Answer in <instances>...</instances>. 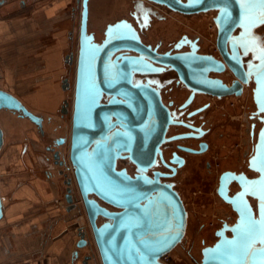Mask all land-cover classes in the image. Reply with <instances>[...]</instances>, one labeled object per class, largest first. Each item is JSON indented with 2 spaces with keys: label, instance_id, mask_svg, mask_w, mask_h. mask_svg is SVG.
<instances>
[{
  "label": "water",
  "instance_id": "1",
  "mask_svg": "<svg viewBox=\"0 0 264 264\" xmlns=\"http://www.w3.org/2000/svg\"><path fill=\"white\" fill-rule=\"evenodd\" d=\"M147 1L166 4L184 14L216 10L214 21L218 28L217 45L228 66L236 73L238 81L226 86L218 80L213 84L212 92L218 97L227 94L241 95L243 84L249 82L246 75H251L254 82L253 99L257 111L264 114L260 106L264 99L261 92L264 88V60L261 59V51L245 71L241 64L236 66L231 62L227 50L228 40L234 50H237L233 34L237 27L241 29L239 37L250 36L255 26L263 24L252 23V19L259 14L258 6L249 11L245 0ZM3 2L4 0H0V4ZM80 2L78 80L70 161L100 260L102 264H167L161 257L182 242L187 229L188 210L172 184L153 179L146 173L165 137L169 113L160 95L152 87L133 82V70H138V62L145 70H151L154 60L165 64L171 61L176 68L181 69L183 66L193 76L200 78V72L223 71L224 64L195 53L185 54L187 56L165 54L162 55V60L157 59L149 51L150 47L142 42L134 26L125 20L109 24L106 39L98 43L88 31L89 0ZM201 5L203 7H197ZM123 49L138 51L141 56L124 58L127 72L122 69L124 81L120 87L118 82L115 85L110 81L108 65L110 57ZM118 64L120 67L124 66L123 62ZM104 93L113 95L107 103L102 102ZM1 108L20 111L42 125L40 116L28 109L17 96L4 89H0ZM261 119L263 125L254 154L250 158V167L258 171L259 176L248 178L245 174L234 172L222 176L220 194L233 204L239 216L233 225L218 234L219 238L213 245L203 248V256L198 264H260L262 254L256 250L264 248V244L259 242L260 222L264 220L259 191L260 181L264 179V172L261 171L264 168V116ZM116 125L121 128L111 131ZM3 145L4 131L0 126V152ZM123 151L129 152L126 156L141 166V173L132 176L126 169H117V158ZM234 179L240 182L242 191L236 197H228V185ZM253 188L256 190L255 194H252ZM245 192L249 194L244 195ZM248 195L257 200V214ZM65 198L69 203L68 210L76 206L70 193H66ZM100 201L117 209L110 210ZM245 208L247 211L242 212ZM99 216L105 218L102 224L97 222ZM252 221L256 223L253 224ZM227 229L231 231V235L226 233ZM81 237L84 234L81 233ZM78 245L81 246L82 243L79 242Z\"/></svg>",
  "mask_w": 264,
  "mask_h": 264
},
{
  "label": "flooded vegetation",
  "instance_id": "2",
  "mask_svg": "<svg viewBox=\"0 0 264 264\" xmlns=\"http://www.w3.org/2000/svg\"><path fill=\"white\" fill-rule=\"evenodd\" d=\"M92 0H89V3ZM187 1V0H182ZM27 2L26 0H20L18 2L4 0L0 4V16L4 17H15L16 10L26 9ZM198 8L203 7L197 6ZM167 10L182 13L178 10L171 8L166 4L161 3H152L147 0H134L132 8L129 9L127 15H122L114 20H108L100 25L99 29L93 27L92 13L89 15V31L94 35V41L102 43L107 36V28L109 24H114L118 20H125L127 23H131L132 26L138 31L142 42L149 46V51L154 54L157 59L164 58L162 55H183L188 53H195L199 56H209L212 59L222 62L224 64L223 71L210 70L206 73L200 72L202 75L200 78L192 75L191 72L187 71L185 68L178 69L174 66V63L169 61L168 64H165L160 61H152L151 70H145V67L140 65L138 62L136 68L138 70H133V82L136 84H148L160 95L161 101L164 107L169 113L168 125L163 141L160 143L158 150L155 152L154 158L150 161V166L147 168L146 173L149 177L153 179H159L161 182L170 183L173 187L178 190L181 197L184 200L183 193L180 188L181 175L190 168H203L205 163L206 167L212 166V161L208 157L212 151L216 140L221 138L222 132L216 126V116L213 113V102L216 100L217 95L213 94V84L221 81L222 84L226 86H231L238 81L236 73L228 66L223 53L219 49L218 51H207L204 49V46L207 44L203 40V34L196 33L192 34L188 31H182L177 34V32L170 38L166 39L164 37H158L156 40H150L147 38V33L150 28L154 25L156 21L165 20L169 22L168 16L166 14ZM90 11V6H89ZM213 12L212 21L214 23V30L216 33V44H217V34L218 28L214 21L215 16L217 15L216 10H207L200 11L195 13H204V12ZM191 13V14H195ZM79 29V28H78ZM77 29L73 32V49L67 54L66 61L70 63L69 76L64 80L63 87L66 88L64 91L58 93V97L66 96L64 103L61 105L59 113H50L44 112L28 106V104L17 94L12 92L10 89L1 86L0 89L7 90L17 96L28 109L34 112L36 115L42 118V125H38L35 121L31 120L28 116H24L22 112L15 111L13 109L1 108L0 109V126L4 131V145L6 140V134L10 128L15 127L20 124L21 121L28 120L37 127V131L40 132L41 136L45 140V152L48 153L47 159V168L45 169V174L47 179L50 178L51 183L59 184L62 187L63 192L70 193L73 197V202L76 207L78 202L76 198L78 197L76 189L80 193L77 181L72 177L70 173V168L72 166L70 161V151H71V133H72V121H73V112H74V102L76 95V85L78 80V58H79V38H77L76 33ZM240 27H237L234 30V40L237 42V50H234L231 42H227L228 54L231 56V62L245 69H248V65L255 61V55L264 49V23L255 26L252 30V37L259 38L256 41L257 46H253L249 42V36L241 35L240 37ZM235 45V44H234ZM119 54L121 56H119ZM194 57V54H192ZM191 55V56H192ZM140 57L141 53L135 50L123 49L114 53L110 57L109 63V72L111 73L110 81L117 85V82L120 84V87L123 86V70L127 67L124 64L125 57ZM26 52L25 50L16 51V48H10L9 60L11 61L10 71L6 69L5 75L13 73L16 69L15 61L16 59H25ZM123 62L124 66L120 67L118 63ZM171 62V63H170ZM121 69V70H120ZM141 69V70H139ZM144 69V71H142ZM230 70L232 74L227 71ZM248 79V84H243L244 95L249 93L251 96V101L246 112V130L248 134L247 148L246 153L243 158V165L239 167H223L221 169H216V187L215 192L220 200V204L225 207V204H228L232 210V213H225L220 216L219 225L215 226L213 233L214 239L211 242H207V238L203 237L201 239V255L200 257L194 256V264H198L203 256V248L213 245L219 238V233L226 227L233 225L239 216L238 211L233 207V204L228 201L223 195L220 194L221 179L222 176L228 172H234L236 174H245L248 178H255L259 176V172L250 167V158L254 154L255 145L258 140L259 132L263 125L262 116L263 113L257 111L253 99V88L254 82L252 80L253 76L246 75ZM114 78V80H113ZM127 82V77H125ZM249 87L250 91H245V86ZM113 86V84H112ZM114 87V86H113ZM127 87V83H126ZM111 95L104 93L102 97V102L107 103L111 98ZM39 101L47 100L48 93L44 91L38 94ZM122 99L121 97H119ZM221 98V97H219ZM229 99V98H228ZM123 100V99H122ZM29 101L31 99L29 98ZM115 119V117H114ZM66 123V130L63 133H59ZM69 127V128H68ZM119 125H116L111 131L115 129H120ZM2 147V149H3ZM1 149V150H2ZM129 152L123 151L120 156L117 158V169H126L128 173L132 176L135 174L141 173L140 167L138 164L131 161L130 157L126 156ZM232 155V153H231ZM230 155L224 157L228 159ZM73 169V168H72ZM211 171V170H210ZM213 176L211 173L207 175L205 185L210 186L212 184ZM242 191V186L239 181L232 180L228 185V192L226 196L236 197ZM81 198V194H80ZM248 199L255 209L257 214V200L248 195ZM102 205L107 207L110 210L117 209L111 204L100 201ZM185 203V200H184ZM186 205V203H185ZM81 206V205H79ZM187 208V206H186ZM188 210V223L186 229V236L189 227L190 220V210ZM85 212V211H84ZM86 213V212H85ZM84 214V213H83ZM83 215L79 221V236L76 242L75 255L78 258V255L81 253V250H92L89 252V255L86 258L91 257L90 260H95L98 264V249L93 236V232L89 223L88 218ZM105 221V218L99 216L97 222L102 224ZM81 233L84 234V237H81ZM228 235H231L229 229L226 230ZM84 241V243H83ZM82 243L81 246L78 243ZM83 253V252H82ZM88 261L91 263V261Z\"/></svg>",
  "mask_w": 264,
  "mask_h": 264
},
{
  "label": "rangeland",
  "instance_id": "3",
  "mask_svg": "<svg viewBox=\"0 0 264 264\" xmlns=\"http://www.w3.org/2000/svg\"><path fill=\"white\" fill-rule=\"evenodd\" d=\"M28 1L30 6L29 8L33 7V9H37L52 5L57 0ZM62 1L66 5L64 9L66 23L64 26V32H62L63 38L65 39V44L59 47L52 46L54 43L53 39L43 36L40 39H37L36 45L33 46L35 53L32 57V66L34 73L36 74L34 78V84L39 85V90H36V87H33V89H25L23 86L24 84L22 83L21 85V82H23L21 78H16V81L13 78L6 79V69L10 71L11 61L9 60L4 64H2L3 62L0 61V63L3 65L2 66L0 64V85L6 88H14L21 95H24V97L30 98L32 104L37 105L38 110L47 113H59L60 107L64 103L67 95L62 97L53 95V98H48V100L40 99L39 101L38 92L42 90L46 91V87L49 84L53 86V90L64 91L66 89L63 87V82L70 74V63L66 61V56L73 49L72 36L74 30L78 28V16L81 11L80 0H61L59 3ZM133 1L134 0L90 1L92 13L91 16L94 22L93 27L99 29L100 25H102L104 22L108 20H114L122 15H127L129 9L133 6ZM28 13V10H16V14L18 16H24ZM212 13L213 12L209 11L198 14H182L167 10L166 14L168 16L169 22L165 20L156 21L146 36L150 40H156L158 37H164L168 40L176 32L177 34L182 31H188L192 34L200 33L204 35L203 40L205 43H207L204 46V49L207 51H218L216 42L213 43L212 40L214 39L211 31V26L214 25L211 18ZM0 50L3 51L2 47H0ZM55 52L58 54L57 60L54 56ZM63 63L66 66L65 70L62 73H59L61 71H59L60 69L58 70L57 68H60V65ZM21 68L22 70L25 69L23 66ZM249 91L251 93L250 88ZM238 96L240 95L227 94L221 98L215 97L216 100L212 104L213 113L217 115L215 119L217 124L216 126H218L219 130H221L222 135L221 138L216 140V144L208 155L212 161V166L210 169L209 167H206L204 163L203 168H190L186 170L180 177L181 181L179 185L183 193L186 206L190 210L191 216L189 220L187 236H185L183 241L179 243L178 246L173 251L169 252L165 257L169 264H194V256L200 257L201 255V245L203 244L201 243V239L206 237L207 242H211L214 239L213 230L215 226L219 225L220 223V216L224 215L225 213H232V210L228 204H225V207L220 204V200L215 192L214 187H216V169H221L223 167H239L243 165V158L246 153L248 140L245 117L251 101V96L249 93H245V96L235 98ZM62 123H64V127L59 131V133L65 132L67 128L66 123ZM32 142L33 145L39 144L41 147L40 151L34 147L33 152H39L40 156L43 157L42 159L46 158V156H44L42 153V150H45L46 142L39 131H37V138L32 140ZM11 144L9 143L8 145L6 142L5 146L8 147ZM228 155H230V157L225 159L224 157ZM72 168L73 166H71L69 170L72 177H74V171ZM209 173L212 174L213 180L212 184L207 186L205 185V182ZM43 177L44 179L47 178L45 172L43 173ZM76 192L78 195L76 198V201L78 202L77 207L75 206L70 210L67 209L69 203L65 198V193L63 190L61 197L57 200V204L64 208L68 213V215L65 217L67 226L75 234L77 232V236H79V221L83 215H85L87 218L88 216L85 213V206L82 202V199L80 198L78 188L76 189ZM89 252H92V250L86 249L83 251V253H81L80 260L82 264H97L95 260H90L91 257L86 258V256L89 255ZM98 257V264H102L99 253ZM89 260L91 263L88 262Z\"/></svg>",
  "mask_w": 264,
  "mask_h": 264
},
{
  "label": "crops",
  "instance_id": "4",
  "mask_svg": "<svg viewBox=\"0 0 264 264\" xmlns=\"http://www.w3.org/2000/svg\"><path fill=\"white\" fill-rule=\"evenodd\" d=\"M59 1L61 0L33 9L29 8V1L26 0L27 7L24 10L29 11L27 15L8 18L0 16L2 64L9 61L10 48L15 46L17 52H26L25 59H16V69L9 73L6 79L13 78L16 81V78H21V85L23 83L25 89L36 87L37 90L39 86L34 84L36 74L32 66L35 53L33 46L36 45L37 39L50 37L54 41L52 46L56 47L65 44L62 32L66 23V5ZM79 19L80 13L78 26ZM78 31L76 36L79 38ZM54 56L57 60V52ZM22 66L25 69L22 70ZM65 67L64 63L61 64L60 68H57L61 71L59 73H62ZM52 87L50 84L46 87L49 98L60 93V90H53ZM8 89L19 95L29 107L36 108L29 98L14 88ZM42 92L44 90L38 93ZM35 138L36 127L29 121H21L9 129L5 143L12 144L4 146L0 152V264H82L80 256L84 250L80 251L78 258L74 253L78 240L77 232L75 234L67 226L65 217L68 213L57 204L62 195V188L58 183H51L50 178L44 179L47 161L46 158L42 159L39 152H33L34 147L41 150L39 144L33 145L32 140ZM44 152L42 150L43 155L47 157L48 153Z\"/></svg>",
  "mask_w": 264,
  "mask_h": 264
},
{
  "label": "snow or ice",
  "instance_id": "5",
  "mask_svg": "<svg viewBox=\"0 0 264 264\" xmlns=\"http://www.w3.org/2000/svg\"><path fill=\"white\" fill-rule=\"evenodd\" d=\"M245 4H246V8L250 11L254 8H256L257 6L259 7L260 11L259 14L256 18L252 19V23L253 25L255 24H259V23H264V0H245ZM259 38L257 37H252L251 35L249 36V42L253 45V46H257L256 45V41ZM262 56L261 59L264 60V49H260ZM259 83V81H258ZM262 95H264V88L261 89ZM260 106L262 108V110H264V99L261 100L260 102ZM261 171L264 172V168H261ZM255 184V182H253ZM260 199L262 201V208H264V179H262L260 181ZM255 188L252 189V194H255ZM249 194L248 192H245L244 195ZM243 211H247V209H243ZM253 224H255V221H252ZM260 230H259V242L264 244V220H262L260 222ZM255 242V241H254ZM258 252H260L262 254V258L260 261V264H264V248H261L259 250H256Z\"/></svg>",
  "mask_w": 264,
  "mask_h": 264
},
{
  "label": "bare ground",
  "instance_id": "6",
  "mask_svg": "<svg viewBox=\"0 0 264 264\" xmlns=\"http://www.w3.org/2000/svg\"><path fill=\"white\" fill-rule=\"evenodd\" d=\"M89 6H90V3H89ZM211 18H212V16H211ZM79 24H80V19H79ZM78 28H79V26H78ZM88 31H89V29H88ZM211 31H212V36H214V39H212L213 40V43H215L216 42V33H215V30H214V25H212L211 26ZM213 52H217V51H213ZM228 73H230V74H232L231 73V71L230 70H228L227 71V74ZM245 86V91H248L249 92V87H246V85H244ZM242 95H244V87H243V92H242V94L240 95V96H238V97H235V98H239V97H242ZM229 97V96H228ZM81 194V193H80ZM81 199H82V196H81ZM82 202H83V200H82ZM87 214V213H86ZM185 236H186V234H185ZM184 236V237H185ZM184 239V238H183ZM183 241V240H182ZM178 245H176L171 251H173L176 247H177ZM98 249V248H97ZM170 251V252H171ZM99 253V252H98ZM169 253V252H168ZM164 258V257H163Z\"/></svg>",
  "mask_w": 264,
  "mask_h": 264
},
{
  "label": "built area",
  "instance_id": "7",
  "mask_svg": "<svg viewBox=\"0 0 264 264\" xmlns=\"http://www.w3.org/2000/svg\"><path fill=\"white\" fill-rule=\"evenodd\" d=\"M167 254H168V253L164 254V255L161 257V260H162L164 263L169 264V263L166 261V259H165V257H166ZM163 257H164V258H163Z\"/></svg>",
  "mask_w": 264,
  "mask_h": 264
}]
</instances>
